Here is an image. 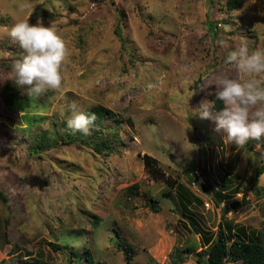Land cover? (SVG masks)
<instances>
[{"label": "rangeland", "instance_id": "rangeland-1", "mask_svg": "<svg viewBox=\"0 0 264 264\" xmlns=\"http://www.w3.org/2000/svg\"><path fill=\"white\" fill-rule=\"evenodd\" d=\"M38 19L70 56L62 91L31 97L10 79L23 53L4 33ZM0 36V264H86V247L127 264L120 238L131 264H174L177 253L199 264L220 221L229 241L243 227L264 242V140L237 147L196 111L218 77L238 75L230 51L264 48V0H0ZM73 103L108 111L89 135L73 133ZM144 152L173 185L151 177Z\"/></svg>", "mask_w": 264, "mask_h": 264}, {"label": "clouds", "instance_id": "clouds-1", "mask_svg": "<svg viewBox=\"0 0 264 264\" xmlns=\"http://www.w3.org/2000/svg\"><path fill=\"white\" fill-rule=\"evenodd\" d=\"M4 35L23 53L12 65L10 79L16 87L27 89L31 97L60 93L70 49L56 29L45 26L39 19L35 24L21 20ZM218 43L225 46L222 40ZM224 64L234 68L238 75L218 77L214 85L215 100L201 103L196 110L199 117L212 120L215 131L225 133V141L237 147H243L249 141L264 140V48L250 51L246 43H241L228 53ZM215 101L222 107L214 111ZM70 107L72 115L67 120L68 129L89 135L97 119L95 113L76 111L75 103Z\"/></svg>", "mask_w": 264, "mask_h": 264}, {"label": "trees", "instance_id": "trees-1", "mask_svg": "<svg viewBox=\"0 0 264 264\" xmlns=\"http://www.w3.org/2000/svg\"><path fill=\"white\" fill-rule=\"evenodd\" d=\"M243 0H232L234 4H241ZM215 107L219 108L221 103L215 101ZM107 108L102 105H92L84 111L87 114L95 113L97 119L93 128L98 127L102 124V120L107 113ZM92 128V129H93ZM64 139V138H63ZM93 148L95 151L105 150L111 151L112 147L104 141H96L93 143ZM143 162L145 167L148 169L151 177L154 179H162L166 183L173 185L176 180L171 179L168 175H165L163 170L157 164L156 159L150 154L143 153ZM257 174L260 173L261 168H257ZM177 186L179 185L176 183ZM137 182H134L127 186L128 191L137 188ZM180 186V185H179ZM1 199L4 197L0 194ZM148 205L152 211H159L160 207L157 204V200L153 197H149ZM96 225V221H94ZM241 228V234L231 238L229 241V236L226 230L222 227L221 221L219 222L217 229V237L211 243L195 251L196 261L199 264H221L229 255L236 259H241V264H264V242L261 237V233L257 232L255 235L247 234L246 230ZM50 243V242H49ZM53 248H56L52 243H50ZM117 247L121 249L124 253V259L127 264H131V259L133 257L132 245L126 240L120 238L117 240ZM85 251V261L86 264H103L96 261L93 257L92 252L88 247L84 249ZM184 258L179 253L176 254L175 258H172L174 264L182 262Z\"/></svg>", "mask_w": 264, "mask_h": 264}, {"label": "water", "instance_id": "water-1", "mask_svg": "<svg viewBox=\"0 0 264 264\" xmlns=\"http://www.w3.org/2000/svg\"><path fill=\"white\" fill-rule=\"evenodd\" d=\"M234 204H235L234 201L230 203L231 206H234ZM191 226H192V228H193L194 230H196V227H195V225H194L193 223H191Z\"/></svg>", "mask_w": 264, "mask_h": 264}]
</instances>
